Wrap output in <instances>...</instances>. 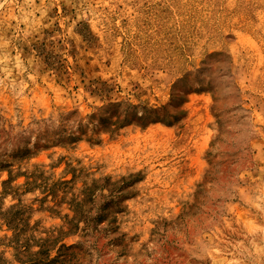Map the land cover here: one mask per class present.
Here are the masks:
<instances>
[{"label": "rangeland", "instance_id": "rangeland-1", "mask_svg": "<svg viewBox=\"0 0 264 264\" xmlns=\"http://www.w3.org/2000/svg\"><path fill=\"white\" fill-rule=\"evenodd\" d=\"M0 264H264V0H0Z\"/></svg>", "mask_w": 264, "mask_h": 264}]
</instances>
